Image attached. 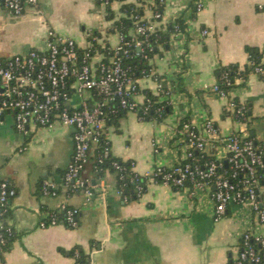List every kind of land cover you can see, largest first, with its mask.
Here are the masks:
<instances>
[{"label": "crops", "instance_id": "0c3cea01", "mask_svg": "<svg viewBox=\"0 0 264 264\" xmlns=\"http://www.w3.org/2000/svg\"><path fill=\"white\" fill-rule=\"evenodd\" d=\"M161 1L157 26L165 29L179 17L187 23V32L172 35L169 46H160L151 59L155 71L175 84L172 111L162 121L141 119L137 112L127 111L108 132L112 155L134 161V169L142 175L158 165L169 167L185 160L187 148L179 131L185 121L201 130L205 120L214 121L218 133L208 138L206 153L218 159L226 156L222 137L241 133L264 138V79L251 71L230 91L250 107L249 123L228 114L227 99L212 89L222 66L250 67L247 46L264 56V9H258L264 0ZM124 4L141 7L143 17L153 21L150 6L155 2L146 0L110 5L98 0H38L20 15L0 3V58L44 49L49 29L74 38L82 47L89 45L92 34L99 37L97 47H114L120 42L114 23L127 17ZM138 84L135 98L141 103L147 91L154 92L155 82L145 76ZM72 132V127L56 123L51 128L31 126L25 135L15 129L12 112L0 117V180H10L17 190L8 217L16 237L4 252L3 264H75L70 251L76 247L91 254L92 264H232L243 231L262 229L248 203L233 204L216 219L210 190L192 184L173 188L149 180L138 199L127 201L117 193L112 170L103 175L106 190L98 189L94 199L87 201L83 191L65 184L74 151ZM92 161L84 171L90 178ZM44 180L54 184L57 195L39 192ZM62 203L80 209L78 226L41 227L47 213Z\"/></svg>", "mask_w": 264, "mask_h": 264}, {"label": "built area", "instance_id": "2783aa9c", "mask_svg": "<svg viewBox=\"0 0 264 264\" xmlns=\"http://www.w3.org/2000/svg\"><path fill=\"white\" fill-rule=\"evenodd\" d=\"M98 1L110 5L124 0ZM0 3L13 15H20L28 5H37L38 0H0ZM202 6L201 2L197 3L198 9ZM150 8L154 22L135 14L132 16L134 37L127 40L120 33V42L114 47H97L99 37L93 34L89 45L82 47L74 38L49 29L44 49L32 48L0 61V117L12 112L15 129L25 135L31 126L51 128L60 123L72 127L74 151L65 172V184L73 191H83L87 201L94 199L98 189L106 190L103 177L96 183L83 172L91 160L103 162L111 153L108 137L111 115L119 111H135L141 118L151 106L147 94L143 102L136 100L140 91L139 78L133 76L130 66L124 65V57L130 48L136 47L138 53H143L149 46L147 38L150 33L160 28L156 23L161 20L162 11L155 6ZM258 9H264V4H259ZM203 32L207 34L208 30ZM137 35L143 37L137 38ZM263 64L264 56L252 72L264 74ZM145 76L152 77L155 82L152 93L162 94V98L166 99L171 93L172 83L168 82L165 87V79L160 78L154 68ZM221 79L230 83L226 73ZM212 89L227 99L225 111L228 114L238 122L247 123L246 104L235 103L230 92L220 88L219 82ZM179 131L187 148L185 160L169 167L158 165L145 175L151 181L173 188H182L187 184L208 188L215 204L216 219L225 215L229 206L248 203L262 229L243 231L240 249L232 264H264V138L255 140L241 133L222 137L219 140L226 156L225 159H218L215 156L205 157L208 138L218 133L212 119L205 120L202 130L185 121ZM112 165L119 170L125 169L118 161H113ZM131 168H135L134 161ZM41 188L44 195H57L54 184L48 180L42 182ZM138 189L142 191L143 186L138 185ZM16 193V187L10 180L0 181V243L4 242L5 234L14 232L12 224H5L1 217ZM117 193H122L119 188ZM59 213L63 214L62 218ZM79 215V208L62 203L58 209L49 211L40 225L76 227ZM0 264H3L1 260Z\"/></svg>", "mask_w": 264, "mask_h": 264}, {"label": "trees", "instance_id": "16d2710c", "mask_svg": "<svg viewBox=\"0 0 264 264\" xmlns=\"http://www.w3.org/2000/svg\"><path fill=\"white\" fill-rule=\"evenodd\" d=\"M155 7L162 11L163 3L161 0H155ZM122 9L127 13V17H122L119 20L115 21L114 29L118 30L122 33L127 40H130L134 37L135 33H129L131 28L134 29L135 22L134 16L136 15H143L141 7H138L134 4H124ZM195 12L193 13L194 16ZM187 32V23L183 17H179L176 19L175 23L168 25L165 29L158 28L148 36V47H146L143 53H138L136 47H131L130 51L127 56L124 57V65L130 66L131 71L133 72V76L135 78L143 77L145 74H149L151 68H153L151 64V59L155 54L160 51V46L166 48L169 46L170 40L172 35H176L178 33H186ZM137 38H142V35H137ZM153 49H150V48ZM247 49L250 51V60L252 66H248L245 68H241L238 63H230L228 65H224L218 69V79H219V86L220 88L231 91L234 87L237 86V80L242 78L246 79L248 74L252 71V68L256 65L261 63L263 53L256 51L255 48L248 47ZM5 58H0L4 60ZM264 66V64H263ZM226 73L227 78L230 83L226 82L225 80L221 79L222 74ZM162 78V75H159ZM259 76L264 79V74H259ZM165 87H167V81H163ZM171 93L175 89V84H172ZM164 87V88H165ZM170 93V94H171ZM146 94L151 99V106L147 114L143 115L141 119H151L155 121H162L164 120L172 111V103L170 101V94L165 98H162V94H154L151 91H147ZM231 96V95H230ZM233 101L235 103H239L237 97H233ZM159 108V111L156 109ZM127 111H119L116 114L111 115L109 119L110 125L118 126L120 118L126 113ZM142 111H140V115ZM246 115L248 116V121L252 118V113L250 107L246 104ZM248 137L254 138L252 134H249ZM206 158L213 157L212 155L206 154ZM113 161H118L122 166H125V169L119 170L115 168L112 163ZM130 160H123L121 158L115 157L112 153L109 154V157L106 158L103 162H99L97 159H93L92 161V177L91 180L96 182L97 180L101 179L104 175L106 170H112L116 175L117 181V188L121 190V195L125 200H135L138 199L146 190L147 182L149 181L146 175H142L138 173L135 169L132 170ZM87 167V165H86ZM86 170V168H85ZM84 170V171H85ZM84 175V172H83ZM1 181V180H0ZM42 184V183H41ZM138 185L143 186L142 191H139ZM181 188V187H179ZM41 185L39 186V192L42 193ZM10 206V205H9ZM10 215V208L5 212V214L1 217L4 223H8V217ZM59 216L62 218L63 214L59 213ZM16 237V231L14 229L13 234L8 235L5 234V240L3 243H0V260L2 261L4 252L7 251L10 247L11 242ZM70 254L74 256L76 263L75 264H92V257L89 252H86L84 248L76 247L70 251Z\"/></svg>", "mask_w": 264, "mask_h": 264}]
</instances>
